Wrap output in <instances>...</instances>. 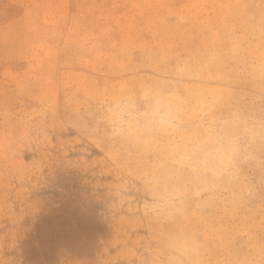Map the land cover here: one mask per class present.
Masks as SVG:
<instances>
[{
    "label": "rangeland",
    "instance_id": "1",
    "mask_svg": "<svg viewBox=\"0 0 264 264\" xmlns=\"http://www.w3.org/2000/svg\"><path fill=\"white\" fill-rule=\"evenodd\" d=\"M0 264H264V0H0Z\"/></svg>",
    "mask_w": 264,
    "mask_h": 264
}]
</instances>
